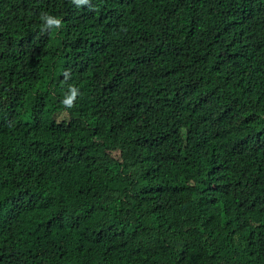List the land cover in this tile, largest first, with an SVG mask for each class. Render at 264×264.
<instances>
[{
  "label": "trees",
  "instance_id": "trees-1",
  "mask_svg": "<svg viewBox=\"0 0 264 264\" xmlns=\"http://www.w3.org/2000/svg\"><path fill=\"white\" fill-rule=\"evenodd\" d=\"M0 264H264V0H0Z\"/></svg>",
  "mask_w": 264,
  "mask_h": 264
},
{
  "label": "clouds",
  "instance_id": "clouds-1",
  "mask_svg": "<svg viewBox=\"0 0 264 264\" xmlns=\"http://www.w3.org/2000/svg\"><path fill=\"white\" fill-rule=\"evenodd\" d=\"M73 2L77 3V4H82L85 3L86 0H73ZM42 20H46L47 22H45V26L52 25V24H57L60 25V20L59 19H53L52 16L48 15L47 13H44L41 15L40 17Z\"/></svg>",
  "mask_w": 264,
  "mask_h": 264
}]
</instances>
